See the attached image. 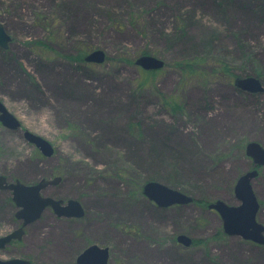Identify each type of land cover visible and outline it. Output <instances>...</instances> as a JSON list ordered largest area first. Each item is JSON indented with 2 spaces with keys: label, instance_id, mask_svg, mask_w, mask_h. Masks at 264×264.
<instances>
[{
  "label": "rangeland",
  "instance_id": "1",
  "mask_svg": "<svg viewBox=\"0 0 264 264\" xmlns=\"http://www.w3.org/2000/svg\"><path fill=\"white\" fill-rule=\"evenodd\" d=\"M0 24L11 39L0 49V101L21 125L0 124V176L62 179L44 193L78 199L85 212L69 236L49 233L62 237L50 264H74L92 244L110 250L109 264H264V246L227 236L207 208L237 204L235 183L254 169L245 147L264 148V93L223 77L184 80L171 66L220 61L264 88V0H0ZM94 50L105 53L102 64L75 59ZM143 53L164 68L138 87ZM166 98L181 110L170 113ZM25 131L53 154L44 157ZM150 181L193 201L159 208L142 194ZM252 188L264 226V167ZM1 191L0 236L16 225ZM179 235L196 245L178 244Z\"/></svg>",
  "mask_w": 264,
  "mask_h": 264
},
{
  "label": "water",
  "instance_id": "2",
  "mask_svg": "<svg viewBox=\"0 0 264 264\" xmlns=\"http://www.w3.org/2000/svg\"><path fill=\"white\" fill-rule=\"evenodd\" d=\"M10 37L0 24V49L6 50L10 43ZM88 64H102L105 61V53L101 50L89 52L84 57ZM135 65L143 71H159L164 68V62L158 58L142 55L135 60ZM233 86L248 94L264 93L261 81L254 77H236ZM0 124L10 130L20 128V122L11 114L0 101ZM25 139L33 144L44 157L53 154L52 145L44 138L29 131L24 132ZM245 155L252 161L254 169L241 175L235 183L233 194L236 205H229L222 201H215L207 205L208 210L215 212L222 222L223 232L227 236L239 237L258 246H264V226L257 221L259 203L252 188V182L258 175V169L264 167V148L256 143L249 142L245 147ZM59 179V178H54ZM54 182L40 180L34 185H25L19 181L8 183L6 178L0 176V190L11 192L12 201L15 204L16 218L22 220V226H26L38 218L48 207H51L58 217L80 218L83 215L82 207L75 200H68L63 206V201L44 197L41 191ZM144 197L159 208L172 206H184L192 203V198L180 191L169 188L159 182L150 181L144 184L142 189ZM71 213H66V211ZM23 234L22 228L0 238V248H3L11 240H20ZM176 242L184 247L192 245V240L179 235ZM109 252L107 248L91 245L78 257L77 264H108ZM0 264H29L23 259L0 260Z\"/></svg>",
  "mask_w": 264,
  "mask_h": 264
},
{
  "label": "flooded vegetation",
  "instance_id": "3",
  "mask_svg": "<svg viewBox=\"0 0 264 264\" xmlns=\"http://www.w3.org/2000/svg\"><path fill=\"white\" fill-rule=\"evenodd\" d=\"M259 169H258V171H259ZM48 181L54 182V183L47 185L41 191V195L42 196L48 197V198H52L54 200L63 201V204H62L63 206H65L67 204L68 200H75L82 207V205L78 201V199H75V198L72 199L70 197L61 199V198L55 197L54 195H51L49 193H44V191H47V190H51V189L55 190L58 185H60V184L61 185L62 184L65 185V182H66V181H63L62 179H54V178L50 179ZM7 182L11 183L13 181H8L7 180ZM37 183L38 182L36 181V182L30 183L29 185H34V184H37ZM1 192L8 194V196H9V202L8 203L15 209V211L13 213V220L16 222V225L13 226L12 229L10 231H8L6 234L0 236V238L1 237H5V236L11 234L12 232H14L16 230H19L20 228H22L23 234H22L20 240L13 239L9 243H7L3 248H0V260L5 261V260H11V259H23V260L29 262V264H40V262L43 263V264H45V263L48 264V262H49V264H50L51 256L54 255L56 258H59L58 256H60V255H58L56 253L55 249H56V247L61 245V243H62L61 241L62 240H58L57 241L56 239L57 238H62L61 236H63V237L69 236V234H68L69 233V228L71 229L73 227L78 226L77 223L79 221H77V220L78 219H82L85 216L84 208L82 207V211H83L82 217L74 218V217H65V216L58 217L55 214L54 210L51 207H48L41 214L40 218H38L34 222H32V223H30V224H28V225L23 227L22 226V220H19V219L16 218L17 208H16L15 204L12 201L11 192L8 191V190L1 191ZM67 212L71 213L70 210L66 211V213ZM45 215H47V218L44 219ZM59 227H62L64 230L63 229H59ZM56 230H58L59 232H62V235L60 236L59 233L55 234L56 232H54L53 234H49L50 232L56 231ZM34 236L37 237V238H42L41 239L42 241L40 243L41 245H39V243H37L35 245V243H36L35 241H37V240L34 239L35 238ZM63 239H66V238H63ZM92 245H96V244H92ZM89 246H91V245H89ZM89 246L85 247L83 249V251L86 248H88ZM35 247H38L36 253L33 251ZM102 248H107V247H102ZM19 251L24 253V254H26V255H24V254H22V256L18 255ZM83 251H81V253ZM108 252H109L108 264H109V261H110V250L109 249H108ZM34 253H35V255H34ZM81 253H79V254H77L75 256L74 261H73L74 264H77V262H76L77 257ZM30 254H33L34 258L31 259L30 257H28V255H30ZM2 258H5V259H2ZM35 261L37 263H35ZM54 263H55V261H54Z\"/></svg>",
  "mask_w": 264,
  "mask_h": 264
},
{
  "label": "trees",
  "instance_id": "4",
  "mask_svg": "<svg viewBox=\"0 0 264 264\" xmlns=\"http://www.w3.org/2000/svg\"><path fill=\"white\" fill-rule=\"evenodd\" d=\"M86 54L87 52L79 53L77 58L75 59L77 61H83V57ZM144 54L146 55V53H143L142 55ZM171 66L172 68H174L176 71L179 72V74L184 80L201 78V77H203L204 79H208L212 77L214 78L223 77L227 81L232 82L237 77L231 72L229 66L226 65L225 63L220 61L217 63L215 62L209 63V61L201 57L178 61L173 63ZM157 73L158 71H149V72L141 71L140 78L137 81L138 87H142L147 83L150 84L153 77H155ZM162 102H163L162 103L163 106L166 109H168L169 112L172 114L178 113L179 110H181V106L179 105L178 100L174 98L162 99ZM193 244L196 245V243Z\"/></svg>",
  "mask_w": 264,
  "mask_h": 264
}]
</instances>
